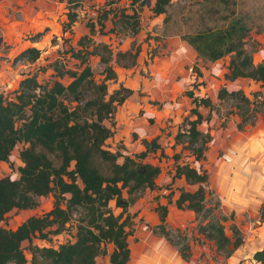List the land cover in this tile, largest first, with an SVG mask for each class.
<instances>
[{"label":"rangeland","instance_id":"rangeland-1","mask_svg":"<svg viewBox=\"0 0 264 264\" xmlns=\"http://www.w3.org/2000/svg\"><path fill=\"white\" fill-rule=\"evenodd\" d=\"M51 1H3V6L9 12L0 15V96L15 98L21 81L28 74H36L44 86H53L57 81L68 85L71 80L68 77L59 78L54 67L57 66L64 72L81 71L84 68L81 65L82 59L73 57V50L75 53L85 49L92 51V46L87 47L88 41L80 43L86 36L96 43L108 45L115 55L112 66L118 75L115 83L108 82L109 94L120 90L122 84L132 89L134 95L125 106L117 107L114 117L116 140H109L107 147L115 150L116 146H122L125 154L132 157L145 151L142 143L144 139H158L161 147L149 153L145 159L146 163L161 169V174L156 180V189L147 190L141 198L133 201H130L127 191H124V198L132 202L124 215V219L130 215L132 221V225L127 228L131 249L129 264H163L167 258H176L177 262L174 260L171 264H227L232 247L218 251L213 241L200 234V226L205 224L202 216L177 208L176 202L181 193H194L198 186L188 184L184 177H176V172L178 166H189L199 172L208 173L206 204L208 208L218 207L215 211L218 218L225 216L230 219L233 210L240 211L241 207H246L247 216L245 220L242 219L243 223L252 219L257 221L252 222L253 226H262L260 224H264V195L250 198V193L239 191L235 186L241 179L245 181L254 176L253 166L257 163L264 164V106L260 105L264 98V88L261 83L251 79L227 80L231 55L214 63L205 61L183 37L210 29H225L233 20L241 19L249 30L244 49L257 66L264 61V0H172L167 13L159 16L153 13L156 0H79L74 4H69L68 0L63 3L54 0V9L57 11L52 29L44 35L45 37L37 40L39 43H34L31 38L46 31L45 28L37 30L42 26L37 13L42 8L50 7L48 4H52ZM70 10L78 13V22L68 29L69 31H64ZM134 10L139 19L136 35H132L131 30L125 31L124 24L120 23V18L117 17L123 12L133 14ZM108 11L109 18L103 21L105 28L101 30V20ZM91 24L96 26L94 36L88 27ZM169 42L181 43L184 46L181 50L182 56L177 54L176 45H172L173 48L168 50ZM30 47L41 50V58L35 63L17 61L16 58ZM133 47L135 50L140 47L137 66L127 69L119 66L116 62L117 54L127 52ZM13 49L15 50L12 51ZM190 50L197 57H194V60H191ZM175 56L178 59H175ZM165 60L170 61V65H167ZM88 61L96 81H101L104 78V66L100 63V58L89 56ZM202 82L204 87L198 88V84ZM222 88L229 92L241 90L251 99L253 108L258 113L254 127L248 126L244 131L238 129L241 119L235 103L218 99ZM192 90L199 97L210 98L214 105L212 111L209 108H201L208 121L200 126V130L211 137V142L204 154L205 160L200 162L196 160V154L188 149V144L185 143L188 138L177 141V136L184 129L181 128L184 119L193 109L192 100L186 96V93ZM22 123L19 122L18 126ZM106 126L110 127L111 123L107 122ZM23 147L22 144L18 145L10 162L0 165V180L20 177V152ZM122 161L119 160L120 163ZM241 185L242 183L238 187L243 188ZM65 198L68 200L70 196ZM54 203V195L40 198L39 205L34 210L9 213L0 228L16 230L27 219L42 217L52 211ZM161 206L168 208L166 227L172 233L175 244L187 238L183 243L191 246V257L188 261L183 259L177 246L155 233V229L161 224L158 212ZM110 207L115 215L122 213V209L116 207L115 201L110 203ZM251 215L257 218L254 219ZM83 217L82 212L78 211L61 233H57V227H52L45 231L49 233L48 240L43 241L38 237L31 243L25 242L23 249L29 264L32 262V249L35 247L58 248L67 243H74L78 225ZM235 219L237 216L233 221ZM231 222L228 220L224 226L227 235L234 242ZM250 226L246 228H251ZM171 248L176 252H171ZM112 251L113 246L108 245L107 253L99 256L97 263L110 264Z\"/></svg>","mask_w":264,"mask_h":264},{"label":"trees","instance_id":"trees-1","mask_svg":"<svg viewBox=\"0 0 264 264\" xmlns=\"http://www.w3.org/2000/svg\"><path fill=\"white\" fill-rule=\"evenodd\" d=\"M78 1L68 0V3ZM171 3L172 0H156L153 13L156 16L166 14ZM109 14V11L106 12L102 18L101 30L105 28L103 21L108 20ZM67 16L68 23L64 25V31L73 28L79 18L78 13L73 10ZM117 17L124 24L125 31L131 30L132 35L138 34L139 19L136 10L133 14L123 12ZM88 27L94 36L95 24ZM47 31L36 34L31 40L38 43L37 40L44 37ZM248 37L249 30L245 23L236 19L225 29H210L184 36L183 40L205 61L214 63L231 55L227 80L251 79L261 83L264 88V61L254 65L252 57L244 49ZM85 41H88L87 47H93L92 51L85 49L75 53L73 50V57L82 59L81 65L84 68L81 71L64 72L57 66L54 67L59 78L68 77L71 80L68 85L57 81L53 86H44L36 74H28L21 81L15 98L0 96V165L10 162L18 145L24 146L20 152V177L0 180V225L9 213L34 210L38 207L40 198L55 196L52 211L44 216L31 217L16 230L0 228V264H29L23 244L31 243L38 237L43 241L48 240L49 233L45 232L48 228L57 227V233H61L78 211L84 217L78 225L76 241L58 248H33L31 264H98L97 258L107 253L108 245L113 246L110 264L130 263L131 249L127 228L132 225V221L130 215L125 219L124 215L132 203L130 201L138 200L147 190L156 189L161 169L146 163L145 159L149 153L161 147L158 139H144L142 143L145 151L134 157L126 155L122 146H117L115 150L107 147L108 141L115 135L114 117L117 107L123 105L134 92L121 87L109 94L108 82L115 83L118 79L112 66L115 55L106 44L96 43L88 36L80 43ZM134 50L133 47L127 52L118 53L117 64L126 69L137 66L140 47ZM42 53L38 48L30 47L16 60L35 63ZM89 56L99 57L104 66V78L101 81L95 79L88 61ZM204 85L202 82L198 84V88ZM186 96L192 100L193 109L184 119L181 126L184 129L177 136V141L188 138L185 143L200 162L205 160L204 154L211 142V137L200 130V126L208 121L201 108L212 111L214 105L210 98L199 97L194 90L188 91ZM218 99L235 103L241 119L238 124L240 131L248 126H255L258 113L253 108L254 103L243 91L229 92L222 88ZM260 105L264 106V98ZM21 121L22 125L18 126ZM106 122H110L111 126H106ZM120 159L123 160L122 163L119 162ZM176 177H184L188 184L198 186L194 193H181L176 202L177 208L202 216L205 224L200 226V234L213 241L218 251L232 247L228 254L231 256L242 244V237L235 225L231 226L235 235L234 242L226 233L224 223L234 219V213L230 219L225 216L218 218L215 214L218 207L208 208V173L189 166H178ZM124 191H127L130 201L124 198ZM67 195L70 196L68 200L65 198ZM112 201H115L117 208L122 209L118 216L110 207ZM158 212L161 224L155 229V233L177 246L183 259L188 261L191 246L183 243L187 238L175 244L172 233L166 227L167 206L159 207ZM254 262L264 264V249L255 254Z\"/></svg>","mask_w":264,"mask_h":264},{"label":"crops","instance_id":"crops-1","mask_svg":"<svg viewBox=\"0 0 264 264\" xmlns=\"http://www.w3.org/2000/svg\"><path fill=\"white\" fill-rule=\"evenodd\" d=\"M3 1L0 0V15H4V13L9 12V10H7V8L3 6ZM42 1L43 0H39V2H42ZM44 1H46V0H44ZM51 3L52 4H48L46 2V4H48L50 7L45 8V9L42 8L41 11L37 13V16L39 14V16L41 18L40 25H42V26H39L37 28L38 31L45 28V30H48L47 31V33H48L50 31V29H52L51 27L53 25L54 17H55L57 9H54L55 1L52 0ZM61 3H63V2H61ZM53 14H54V16H52ZM172 45L177 46V48H176L177 54L179 53V55L182 56L181 50L184 46L181 43L169 42L168 50L173 48ZM14 50L15 49H13L12 51H14ZM190 51H191V53H190L191 60H194V57L197 58L196 55L192 52V50H190ZM175 59H178V58L175 56ZM166 64L170 65V61H166ZM120 87H124V86L121 84ZM124 88H126V87H124ZM127 89H129V88H127ZM132 96L126 100V102L123 104L124 106L132 98ZM123 105H121V106H123ZM116 125L118 127L117 123H116ZM120 125H121V123H120ZM115 137H116V130H115L114 137L111 138L110 140L115 141L116 140ZM259 160L261 161V159H259ZM256 162H258V161H256ZM252 172H253L254 176L251 179L245 180V181L244 180L242 181V179L240 180L239 184L242 183L241 186H243V188L238 187L239 184H237V186H235V188H237V189L239 188V191L240 190L241 191H247V193L251 194V195H249L250 198L255 197V196L263 197V195H264V164L259 165L257 163V165L252 167ZM235 194L236 193H233V195H235ZM262 205H263L262 207L264 208V204H262ZM247 210L248 209L246 207H241L240 211L239 210H235V211L233 210V212L231 213V214H233V213L235 214L234 217L237 216V219H235V221H233V219H231V221H232L231 223H232V225H235L237 227V229L239 230L241 237H242V244L236 250H234V253L229 257V261L227 262V264H255V262H254L255 254L264 249V224H260L262 226H253L252 222H257V221H253L252 219L249 222L243 223L242 219L245 220V218L247 216ZM238 216H239V219H238ZM251 217L254 219L257 218L253 215H251ZM250 224H252V225L250 226ZM247 226H250L251 228H249V227L246 228ZM242 233H243V235H242ZM173 251H174L173 248H171V252H173ZM174 252H176V251H174ZM174 260L177 262L176 258H174V259H168L167 258L163 264H169V263L171 264Z\"/></svg>","mask_w":264,"mask_h":264}]
</instances>
